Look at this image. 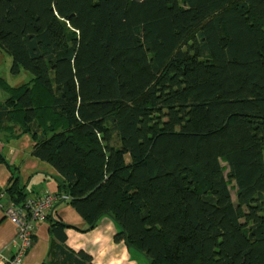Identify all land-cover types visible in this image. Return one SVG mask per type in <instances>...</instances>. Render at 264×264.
Wrapping results in <instances>:
<instances>
[{"label": "trees", "instance_id": "1", "mask_svg": "<svg viewBox=\"0 0 264 264\" xmlns=\"http://www.w3.org/2000/svg\"><path fill=\"white\" fill-rule=\"evenodd\" d=\"M0 50L30 74L0 75V139L31 136L55 206L149 264H264V0H0ZM55 206L40 264H95Z\"/></svg>", "mask_w": 264, "mask_h": 264}, {"label": "crops", "instance_id": "2", "mask_svg": "<svg viewBox=\"0 0 264 264\" xmlns=\"http://www.w3.org/2000/svg\"><path fill=\"white\" fill-rule=\"evenodd\" d=\"M32 145L28 134L10 141L0 139V154L7 161L0 162V264H10L17 250L18 228L5 212L6 206L12 202L6 192L12 183V174L15 172L19 177L18 183L28 196L57 195L56 177L59 174L50 164L32 155ZM55 207V216L70 225L67 242L72 249L90 252L95 264H138L140 253L129 248L125 239L116 240L120 227L111 216H103L91 227L69 204L61 203ZM53 239L50 223L38 221L24 264H40L49 259Z\"/></svg>", "mask_w": 264, "mask_h": 264}, {"label": "built area", "instance_id": "3", "mask_svg": "<svg viewBox=\"0 0 264 264\" xmlns=\"http://www.w3.org/2000/svg\"><path fill=\"white\" fill-rule=\"evenodd\" d=\"M58 196L54 193L28 196L22 205L9 203L5 212L17 228V250L10 264H24V258L32 243L34 236V220L44 221L54 205Z\"/></svg>", "mask_w": 264, "mask_h": 264}, {"label": "rangeland", "instance_id": "4", "mask_svg": "<svg viewBox=\"0 0 264 264\" xmlns=\"http://www.w3.org/2000/svg\"><path fill=\"white\" fill-rule=\"evenodd\" d=\"M59 32L61 33V28L59 27ZM11 63H12V59H11V56L4 53V52H1L0 50V75L5 77L10 84L12 85H15V86H18L20 85L21 83L25 82L26 80L29 79L30 77V74L27 73V72H22L21 74L19 75H12L10 73V67H11ZM6 97V94L4 93V91L0 88V98H5ZM29 135V134H28ZM31 138V136H30ZM31 141H32V138H31ZM33 142V141H32ZM47 163V162H46ZM48 217V216H47ZM47 220V218L45 219V221ZM48 221V220H47ZM37 223V220H34V231H35V225ZM126 243V242H125ZM32 244V243H31ZM127 244V243H126ZM31 246V245H30ZM30 248V247H29ZM28 248V250H29ZM28 252V251H27ZM27 255V253H26ZM25 255V257H26ZM139 260H138V264H149L148 262V258L144 255V254H140L139 256ZM25 259V258H24ZM134 261L132 260V263Z\"/></svg>", "mask_w": 264, "mask_h": 264}]
</instances>
